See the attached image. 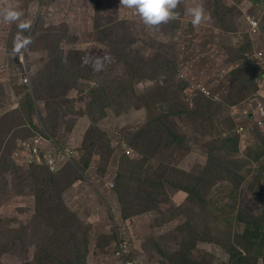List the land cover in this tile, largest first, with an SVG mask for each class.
<instances>
[{"label": "rangeland", "instance_id": "374dc122", "mask_svg": "<svg viewBox=\"0 0 264 264\" xmlns=\"http://www.w3.org/2000/svg\"><path fill=\"white\" fill-rule=\"evenodd\" d=\"M26 1H0L5 17L7 10L17 13L9 37L0 25V41L12 44L19 27L16 23L22 20L36 29L29 55L22 61H27L31 75L30 94L34 98L39 92L47 100L37 104L35 120L56 147L71 150L67 158L74 177H50L46 189L39 183L43 179L39 169L0 163V264H262L264 138L252 128L253 117L243 109L246 100L213 92L216 100H209L206 109L199 108L205 113L191 110L190 102L188 111L181 110L182 99L175 87L163 93L155 88L159 80L177 79L174 71H162L155 81H140L149 85L141 87V97L153 88L151 98L161 97L146 117L141 116L134 100L137 95L132 92L139 83L133 87L135 82L127 81L122 64L135 51L116 59L115 48L123 41L130 45L142 42L152 59L161 32L160 46L166 54L168 47H175L174 60L192 67L197 79H206L207 68H202L206 55L212 54L214 44L221 45L219 36L228 40L232 35L227 28L230 12H224L221 19L216 8L212 12L213 6L201 4L203 16L194 25L182 6L180 18L146 25L134 6L123 0H29V5ZM201 1L205 0H186L188 7ZM49 11L52 19L46 23ZM254 54L264 80V50ZM105 56L109 61H103ZM158 57L166 61L162 54ZM245 61L249 62L248 56L240 62ZM4 69L0 67V79L9 74L1 72ZM22 87L14 86L20 105L25 94ZM172 101L181 110L180 129L151 117L170 107ZM7 108V94L0 85V110L6 114ZM9 123L0 119V137L5 141L18 136L13 127L3 129ZM256 129L264 131V124ZM123 154L135 163L149 159L144 172L147 185L138 187L130 171L126 173ZM162 167L166 169L163 175ZM200 200L202 209L195 204ZM55 210H59L60 220L66 218L74 224L65 246L53 232L50 216L54 217ZM43 211L48 218L39 222L37 214ZM183 211L190 216L191 225L181 217ZM246 226L259 229L260 238L254 243L242 237ZM25 229L32 233L28 238ZM43 230L49 234L47 244ZM232 243L242 249V257L228 255ZM121 248L123 254L117 255Z\"/></svg>", "mask_w": 264, "mask_h": 264}, {"label": "trees", "instance_id": "16d2710c", "mask_svg": "<svg viewBox=\"0 0 264 264\" xmlns=\"http://www.w3.org/2000/svg\"><path fill=\"white\" fill-rule=\"evenodd\" d=\"M0 1L4 3L7 1L12 2L13 0H0ZM195 1L197 2V0ZM28 3L29 0L26 1V4ZM201 4L202 5L208 4V7L209 5L213 6L214 9L212 12H214L216 8V11L218 15L221 17V19H223L224 12H230V14L227 17L228 18L227 28L228 30H230L229 34H232L228 40L225 39L222 40V37L219 36L218 40L219 42H221V45L217 47L214 44V49L212 51V54L206 55V60L204 63L206 66H202V68L204 69L207 68L206 79H204L203 77L197 79L194 76L195 73L197 72H195L194 69L192 70V67L187 68L186 65H182L178 61H175L176 60L175 59L176 51H174L175 47H168L169 51L166 54L165 47L160 46L163 36L161 32H159L161 34V38H159L158 36V39L156 40V44L159 45V48L157 47L158 49L156 51L154 50V52L151 54L152 59H150L149 54H147V52L143 50L142 42H138V43L133 42V44L130 45L127 44L125 41H123L122 44L118 45L115 48L117 55L116 59L124 55L129 50L135 51L134 55L126 56L125 58H123L122 64L127 73V81L135 82V83H131L133 87L135 84L139 83L138 88L136 90H132V92H134L135 95H137V99L134 97L133 98L135 102L138 103L136 107L140 106L137 108L138 109L137 111H139L141 116L146 117V112L150 113L151 109L156 105L155 101L161 100V97L151 98V94L155 90V88L156 90L163 93L170 91V88L173 87H175L178 96L182 99L181 110L184 111H188V108H190L187 102H190V106L194 108L191 110H196V109L200 110L199 108L206 109L209 100L211 101L216 100L214 99V94H213V92L214 93L216 92V94L221 93L224 96L230 95L236 99L243 100V102L246 100L243 104L244 107L243 105L242 107L243 109L248 108L249 114H251L252 112V110L250 109L251 105L261 106L264 112L263 79L260 77L261 70L258 65L259 59L254 54L256 53V51L264 50V33L262 32V30H264V0H209V1L205 0V1H201L200 5ZM182 6H184L185 8L188 7L186 0H177L176 8L174 9L177 17L180 16V10ZM45 14H46L45 22L47 23L48 21H50V19H52V15L50 14V11ZM13 21L16 20L7 19L4 16V11L0 9V25L2 28L1 31L7 32V37L10 36L9 35L10 28L13 29V25H15ZM253 22H255V24ZM16 24H18L19 27L14 32L11 41L12 44L10 45L4 44L5 39L3 42L0 41V46L4 47L6 50L5 61L8 65L1 72L3 71H6V73L9 72L8 75H3L2 79H0V85L4 88L8 98L7 112H5L6 114H3V111L0 110V119L4 118L9 120L10 123L3 126V129L9 126L11 128L13 127L12 131L13 130L17 131L18 136L14 138V136L17 135L16 133L14 134L13 138L9 137L6 139V141L4 140L3 136L0 137V163L5 166H13L14 168H16L17 165L20 167H26L27 169H31V168H33V170L39 169L40 171L39 173H42L43 175V179L40 180L39 183L42 184L47 189L48 178L61 179V177L63 176L66 178H73L74 168L71 167L72 162L61 157L60 154H57L55 156V159L59 167L56 172H52L47 166L46 162H44L43 164L25 163L19 158L14 156L17 151L21 150V148H19L21 142L37 136L43 137V139L40 141V146H39L40 155L42 157H44L45 154L55 153L57 151V147L54 143V140L50 137L49 134L43 132V130L38 127L37 122L35 120V118L38 117L37 104L47 103V100L40 97L39 92L35 93V96L33 98V96L30 94L31 90L29 89V86L21 82V79L24 75H28V76L30 75L28 71V66H26L27 61L26 63L22 62L21 55L24 54L25 59H26V53L27 55H29V51L27 49L31 48L32 46V43L35 38L33 34V30L36 29H32L29 26V21L25 22V20H22ZM252 30L254 32H252ZM133 46H135L136 49H134ZM255 46H257L258 49L254 50ZM24 48H25V52L23 51ZM250 49L251 51H249ZM157 53L162 54V56L166 59V61H161ZM154 56L158 57V60H155ZM247 56L249 62L245 61V63L247 64L245 63L241 64L240 61L242 59L244 60ZM113 58L114 56L112 55V59ZM105 60L109 61L107 57L105 59L103 58L104 62ZM115 67H116L115 64L112 63L111 69H114ZM208 68L213 72L212 76ZM162 71L166 74H169V72L174 71L177 77L176 81L174 80L172 82H168V79L159 80V82L156 83L155 88H153L150 91L145 90L143 96L141 97V87H144V89H146L147 87H149V85L147 83H140V81L142 79L155 81L157 73ZM16 83L23 86L22 88L25 93L23 98V103L21 105L19 103L18 96L14 91V86ZM249 92L251 94H249ZM209 93L212 95L210 96ZM206 99L208 101H206ZM16 104L18 105L17 107H15ZM46 108H47V112L50 111L48 106H46ZM175 110H179V111H175ZM181 110L179 108L178 103L176 101H172L170 107H165V109L161 113H158L156 116H151V117H155L156 120L160 119L162 123L172 122L175 128L180 129L181 126L178 123L177 119L178 116H181ZM200 111L205 113V111L203 110ZM242 114L244 115V113ZM11 115L12 117H10ZM254 116L257 119H262V121L264 122V116L261 117L257 113H255ZM43 121L46 122L45 118H43ZM254 126L255 127L252 128H255L254 130L256 134L259 137L264 138V131L256 129L258 125H254ZM32 127H36V128H32ZM31 128L32 131L30 132L29 130ZM248 128L249 127H247L246 130H248ZM27 131H29V133H27ZM234 138L230 137L231 140H234ZM123 157L125 159L124 160L125 164L123 165V169L126 171V173L128 170L130 171L131 176L134 177L135 180L134 183H137L138 187L139 185H143V186L147 185L148 181L144 177V172L147 170L145 165L150 166V163L146 162L149 161V159L146 158L144 163H135L131 158H127L129 156H125V154H123ZM16 161L22 162V164L19 165L17 164ZM81 163L87 166L89 164V161H81ZM134 169L135 171H133ZM164 169L165 168L162 167V173H161L162 175L165 174L166 172V169L165 170ZM120 174L122 173L120 172ZM84 180L85 178L80 179L78 182L81 183V181ZM110 185H111L110 188L114 189L115 187L114 182H111ZM46 192L48 193L47 190ZM85 192L87 191L85 190ZM56 198L60 202L64 201V198L62 197H56ZM191 198L193 197L189 196V199ZM195 204L199 205L200 208L202 209L203 205L201 200L195 202ZM55 211L56 212L54 214V217L52 215L50 216L51 223L55 225V227L53 228V232L57 241L63 242L65 246L66 237L72 236L70 232L73 233L74 224L73 222L67 220L66 218L60 220L58 213L59 210H55ZM70 213L72 212L68 209V214ZM37 216H39L38 218L39 222H43V220L46 221L48 218V212L47 211L40 212L39 214H37ZM238 216H239L238 218L239 220L241 216L240 215ZM181 217H185L189 219L187 220V222L189 225H191L190 216H187L186 212L183 211ZM74 218L76 222L79 223V221H77L79 220L77 214L76 215L74 214ZM37 224L41 229L43 228L39 223ZM250 227L251 226L245 227L244 234L242 235V237L245 236V238L249 239L251 243H254V240L260 238L258 234L259 229L258 227H252L253 229ZM43 232L45 233L44 237H45V242L47 244V239L49 237V234L47 230H43ZM30 234L32 233L29 229L24 230L25 238H28ZM228 253H229L228 255H230L232 258L238 256L242 257L243 255L242 249H240L235 243L231 244ZM260 260L261 258H257L256 259L257 263H260ZM262 264H264V258H262Z\"/></svg>", "mask_w": 264, "mask_h": 264}, {"label": "built area", "instance_id": "2783aa9c", "mask_svg": "<svg viewBox=\"0 0 264 264\" xmlns=\"http://www.w3.org/2000/svg\"><path fill=\"white\" fill-rule=\"evenodd\" d=\"M255 24V22H253ZM6 58V50L4 47L0 46V67L1 68H6L8 65L5 61ZM21 61H24V54L21 55ZM21 82L27 86L30 85V79L28 75H24L21 79ZM263 85H264V80H263ZM18 105L16 104L15 107H17ZM250 109L252 110L251 114L248 113V108H245V112L247 113V115L249 117H253L250 122L252 125H258V126H262L263 125V121L262 119H257L255 118V113H257L259 116H264V112L262 108H259L258 106H254L251 105ZM243 126L240 127V131H244L243 130ZM43 139L42 136H37V137H33L27 140H24L23 142H21L19 148H21V150L17 151L15 153L14 156H16L17 158H19L20 160H22L25 163H37V164H43L44 162L47 163V166L49 167V169L52 172H56L58 170V163L55 159V156L57 154H60L61 157H63V154L65 155V159L69 160L67 157L70 156L72 153L70 149L67 148H58L57 147V151L55 153H48L45 154L44 157H42L40 155V141ZM123 254V249L121 248L118 252L117 255H122ZM128 264H132V263H128Z\"/></svg>", "mask_w": 264, "mask_h": 264}, {"label": "clouds", "instance_id": "9594fccd", "mask_svg": "<svg viewBox=\"0 0 264 264\" xmlns=\"http://www.w3.org/2000/svg\"><path fill=\"white\" fill-rule=\"evenodd\" d=\"M123 2L129 6H134L135 12L146 25H157L176 16L174 9L177 0H123ZM185 12L191 17V22L197 24L202 19L204 9L202 5L195 4L187 7ZM16 15L17 13L13 10L6 11L7 19H15Z\"/></svg>", "mask_w": 264, "mask_h": 264}]
</instances>
